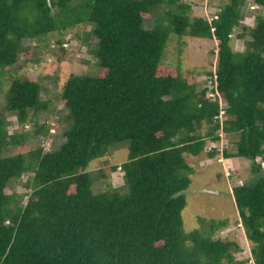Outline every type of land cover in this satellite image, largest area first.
Masks as SVG:
<instances>
[{
  "label": "trees",
  "instance_id": "1",
  "mask_svg": "<svg viewBox=\"0 0 264 264\" xmlns=\"http://www.w3.org/2000/svg\"><path fill=\"white\" fill-rule=\"evenodd\" d=\"M254 1L264 9V0ZM246 2L225 0L209 21L193 17L182 0H0V264H247L235 257L236 241L217 237L228 219L200 220L206 228L186 232L187 198L178 196L195 174L185 155L206 151L215 160L220 151L208 143L220 144L222 134L235 136L223 158L250 160L255 175L264 169V17L242 26ZM80 25L91 27L84 43L97 40V74L68 78L59 95L65 142L45 151L52 127L39 116L50 108V91L41 76L20 72L41 62L38 48L50 47V35ZM237 28V38H251L244 52L231 46ZM172 36L217 45L207 73L217 76L216 87L200 89L194 72L162 64ZM56 42L65 54V43ZM6 113L32 129L10 133ZM32 140L34 149L18 151ZM124 143L128 161L87 172ZM117 170L121 188L95 191L97 180ZM24 175L25 192H11ZM261 175L233 188L253 264H264Z\"/></svg>",
  "mask_w": 264,
  "mask_h": 264
},
{
  "label": "rangeland",
  "instance_id": "2",
  "mask_svg": "<svg viewBox=\"0 0 264 264\" xmlns=\"http://www.w3.org/2000/svg\"><path fill=\"white\" fill-rule=\"evenodd\" d=\"M192 6L193 17H204L209 21L213 15L220 9V6L225 3V0H182ZM243 21L242 26L253 28L258 17H264V9L258 6L254 0H248L246 5L242 7ZM146 29L153 28V21L147 20L145 23ZM91 27L84 25L77 26L68 30L64 35L58 33L50 35L48 45L50 47L38 48V55L41 56V62L35 67L28 66L21 70L20 74L30 75V77L38 79L41 76L43 86L50 91V108L47 112L39 116L40 123L47 121L51 127V136L42 144L45 151L52 150L55 146L61 145L65 139L60 135L63 132L60 124L61 118L67 115V112L59 100V95L62 93L63 86L72 75L93 77L97 74V59L92 54V51L97 43L95 38H92L90 43H84L81 39L83 33L90 31ZM243 33L241 28H237L231 42L232 48L237 52H244L246 41L250 40L248 35L246 39H239L236 36ZM56 41H62L66 53L63 54L61 46L57 47ZM92 46V47H91ZM217 45L213 41L204 39H190L187 36L177 38L172 36L168 42L162 64L168 66H179L182 71L188 75L194 72L196 83L200 85V89L204 88L205 83L211 79L208 72H213L216 66ZM196 70V71H195ZM8 85L7 83L5 86ZM49 97L45 93L42 95L43 100ZM212 99V98H211ZM9 121L13 124L10 126V133L14 131H30L32 124L19 125L12 113H6ZM58 136V138L56 137ZM235 139V136L221 135L220 144L208 143L207 149L216 147L220 154L215 160L210 159L207 152H203L198 157L185 155L186 161L195 169V174L191 177L192 182L189 189L207 192H197L186 194L187 206L184 209L182 216L184 221V229L186 232L201 230L206 226L200 224V220L206 222L229 220V226L220 232L217 237L222 239H230L236 241L241 251L235 254L237 261H248L247 264H253L251 254L252 244L247 240L243 228L237 224L239 216L233 196V188L243 184L251 185L263 177L264 169L261 174L255 175L252 172L253 163L245 158L225 159L222 156V150L229 146V143ZM36 147V141H31L28 149H19V152L26 153L29 149ZM206 149V150H207ZM17 150L13 149L11 153ZM129 144L124 143L115 146L110 152L101 158L94 159L88 166L87 172L100 171L113 165H121L128 161ZM10 153H8L9 155ZM223 159L224 162H219ZM258 159L256 163H260ZM264 168V162H262ZM95 172V173H96ZM227 172H229L227 175ZM93 174V173H92ZM29 175H24L19 181L13 182L10 186L11 192L24 193V184L28 180ZM106 186L113 188H121L123 186V173L120 170L108 174L106 179H99L94 184V189H105Z\"/></svg>",
  "mask_w": 264,
  "mask_h": 264
},
{
  "label": "clouds",
  "instance_id": "3",
  "mask_svg": "<svg viewBox=\"0 0 264 264\" xmlns=\"http://www.w3.org/2000/svg\"><path fill=\"white\" fill-rule=\"evenodd\" d=\"M214 16H215V14L213 15V18H214ZM212 18V19H213ZM217 18V17H216ZM211 80L208 82V86H206V87H208L209 89H211L212 88V85L214 86V87H216V85H218L217 84V76H213V77H209ZM212 94V95H211ZM211 95V96H210ZM208 97L209 98H212V99H216L217 97H219V94L218 93H213V92H211V91H209L208 92ZM221 103H222V105H224L225 103L223 102V101H221ZM219 162H224V160L223 159H219ZM229 172H227V175H229L228 174Z\"/></svg>",
  "mask_w": 264,
  "mask_h": 264
},
{
  "label": "water",
  "instance_id": "4",
  "mask_svg": "<svg viewBox=\"0 0 264 264\" xmlns=\"http://www.w3.org/2000/svg\"><path fill=\"white\" fill-rule=\"evenodd\" d=\"M197 192H207V191H198V190H193V189H187V190H185V191L179 193L178 196H179V195H183V194H189V193H190V194H192V193H197Z\"/></svg>",
  "mask_w": 264,
  "mask_h": 264
},
{
  "label": "bare ground",
  "instance_id": "5",
  "mask_svg": "<svg viewBox=\"0 0 264 264\" xmlns=\"http://www.w3.org/2000/svg\"><path fill=\"white\" fill-rule=\"evenodd\" d=\"M108 150V149H107ZM89 169V168H88ZM191 172V171H190Z\"/></svg>",
  "mask_w": 264,
  "mask_h": 264
},
{
  "label": "built area",
  "instance_id": "6",
  "mask_svg": "<svg viewBox=\"0 0 264 264\" xmlns=\"http://www.w3.org/2000/svg\"><path fill=\"white\" fill-rule=\"evenodd\" d=\"M211 95H212V94H211ZM211 95H210V96H211Z\"/></svg>",
  "mask_w": 264,
  "mask_h": 264
}]
</instances>
